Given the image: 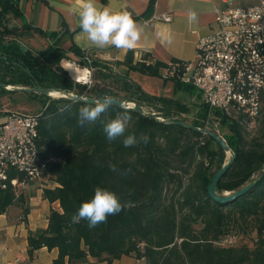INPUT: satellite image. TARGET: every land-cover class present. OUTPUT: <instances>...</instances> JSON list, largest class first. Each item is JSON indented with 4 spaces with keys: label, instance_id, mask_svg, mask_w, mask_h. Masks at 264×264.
<instances>
[{
    "label": "trees",
    "instance_id": "1",
    "mask_svg": "<svg viewBox=\"0 0 264 264\" xmlns=\"http://www.w3.org/2000/svg\"><path fill=\"white\" fill-rule=\"evenodd\" d=\"M153 4L150 0L144 17L149 16ZM7 14L18 15L14 2L0 0V83L72 93L81 87L92 98L107 96L156 104L159 111L166 110L165 116L188 112L177 100L145 95L129 77L130 72L161 76L169 62L154 61L147 54L135 60L134 52L128 50L123 60L114 62L123 67V73L117 74L112 63L91 54L87 64L84 51L73 46L69 54L56 43L27 49L15 41L21 31L2 23ZM65 61L88 66L93 71L91 84L72 80L60 65ZM169 79L175 91H193L192 86L174 77ZM41 102L37 140L46 162L43 173L49 175L53 186L43 189V197L58 201L61 211L52 209L47 227L28 235L30 254L41 247L57 248L53 264L80 263L87 256L107 264L121 256L146 264H264V95L253 118L240 112L232 116L219 110L212 112L213 119L226 130L221 136L234 154L217 181V194L229 192L231 196L251 184L223 202L208 196V186L231 157L225 161L224 150L210 136L115 105L95 123L80 127L79 109L93 107L94 103L62 96ZM125 111L131 120L124 136L108 141L104 125ZM206 114L207 107L202 103V119ZM128 135L136 136L135 146H124ZM142 135L149 137L147 143L140 140ZM111 165L117 170L113 171ZM13 176L10 172L9 179ZM9 179L5 188H0V212L20 198ZM96 187L114 192L122 210L95 228H89L87 220L73 223L72 217L83 202L92 199ZM229 236L250 238L252 244L244 240L219 244Z\"/></svg>",
    "mask_w": 264,
    "mask_h": 264
},
{
    "label": "crops",
    "instance_id": "2",
    "mask_svg": "<svg viewBox=\"0 0 264 264\" xmlns=\"http://www.w3.org/2000/svg\"><path fill=\"white\" fill-rule=\"evenodd\" d=\"M258 0H154L148 17L150 0H96L97 7H108L113 12H128L141 28V37L134 49V59L147 54L152 60L165 63L171 60H194L199 38L216 29L215 9L240 8L253 5ZM18 15H12L8 28H18L22 36L30 40L33 49L48 44L56 45L71 53L72 46L88 51L102 60H123L127 49L114 46L103 48L87 40L79 25L78 0H13ZM196 13V20L189 21L188 14ZM168 14V22L151 16ZM26 26V29H23ZM130 79L145 95L177 100L179 91L174 90L171 80L162 76H149L130 72ZM53 187L39 181H31L19 188L17 198L5 211L0 212V264H53L57 248L41 247L28 252L27 237L38 229H45L52 209L61 211L58 201L50 202L43 197V189ZM67 259L65 258V261ZM69 264V263H66ZM71 264H107L87 256L84 262ZM110 264H146L128 256L114 259Z\"/></svg>",
    "mask_w": 264,
    "mask_h": 264
},
{
    "label": "built area",
    "instance_id": "3",
    "mask_svg": "<svg viewBox=\"0 0 264 264\" xmlns=\"http://www.w3.org/2000/svg\"><path fill=\"white\" fill-rule=\"evenodd\" d=\"M152 19L168 22L171 16L162 14L149 20ZM215 22L216 29L198 39L195 59L169 62L161 76L174 77L193 87L207 107L205 121L212 117L214 110L226 116L240 112L253 118L264 95V0L247 7L216 8ZM83 59L90 64L87 50ZM73 63L86 69L85 81L89 80L90 68ZM74 81L86 86L91 84ZM38 123L37 113L0 112V188H5L10 172L14 173L9 183L15 194L31 181L50 184L49 175L43 173L46 162L38 145ZM232 242L233 236H229L219 244Z\"/></svg>",
    "mask_w": 264,
    "mask_h": 264
},
{
    "label": "clouds",
    "instance_id": "4",
    "mask_svg": "<svg viewBox=\"0 0 264 264\" xmlns=\"http://www.w3.org/2000/svg\"><path fill=\"white\" fill-rule=\"evenodd\" d=\"M79 2V25L82 32L86 34L87 40L93 45L103 48L114 46L117 49H134L141 37V28L128 12H113L108 7H97L96 0H78ZM189 21L196 20V13L188 14ZM65 69L75 72V80L80 78L82 69L71 63ZM90 84L91 80L85 81ZM111 97H104L103 100H96L93 107H82L79 109L78 124L83 127L86 123H95L101 115L113 104ZM131 116L127 111L117 116L104 125L103 131L108 141L124 136ZM140 140L147 143L149 137L142 135ZM134 135L124 138L125 147H132L137 144ZM116 171V166H110ZM122 210V204L118 196L107 189L96 187L91 200L83 202L77 214L72 217L73 223L87 220L89 228H95L101 223H106L110 215H116Z\"/></svg>",
    "mask_w": 264,
    "mask_h": 264
},
{
    "label": "rangeland",
    "instance_id": "5",
    "mask_svg": "<svg viewBox=\"0 0 264 264\" xmlns=\"http://www.w3.org/2000/svg\"><path fill=\"white\" fill-rule=\"evenodd\" d=\"M1 21L3 24H9V25L12 24L11 22L12 15L11 14L5 15L1 19ZM22 35L23 34L20 33L18 36H16L15 41L18 42L24 48L33 49V46L31 45L30 40H28L26 36L23 37ZM140 57L137 60H140ZM143 60L146 63L149 62V58H144ZM106 61L114 65L113 68L117 74L123 73V67L116 66L114 64V62L118 60L111 59V60H106ZM60 65L62 66L63 69H65V66L62 62ZM163 71L164 69L161 70V75ZM67 74L72 80H74L73 77L69 75L68 72ZM88 79H90L91 81L94 80L93 71L91 69H90V73H88ZM168 80L170 79L168 78ZM73 93L85 95V89L81 87L75 88ZM120 94L123 95L122 92ZM60 95L62 94L60 93ZM49 97L57 98L59 97V95L52 96L50 94ZM176 97H177L178 102L182 103L188 108V112L186 113L174 112V113H170L169 116H165L164 114H166V110L163 109L162 111H159V106L156 104H149L146 102H142V103L132 102V103L140 105L145 114L157 115L158 117H160L161 119L165 121H167L168 119H172L175 121L187 123L189 125L201 124L203 128L212 130L213 132H216L219 136L225 133L226 130L224 129V127H222V125H220L216 120H214L213 116L210 117L207 121H205V119H202V117L200 116V110L202 107L201 96L197 97L195 90L193 91L179 90ZM45 98H47V96L36 94V93H28L23 90H6L3 88H0V112L7 111V110H13V111L24 112V113H37L42 108L41 101H43ZM121 101H124V100H121ZM124 102H129V101H124ZM229 158H230V153L226 152L225 161H227ZM196 227H199V224H197ZM240 240L246 241L249 245L252 244L251 239L245 238V237L244 239H240L239 237H235V238L233 237V242L231 244H236Z\"/></svg>",
    "mask_w": 264,
    "mask_h": 264
},
{
    "label": "water",
    "instance_id": "6",
    "mask_svg": "<svg viewBox=\"0 0 264 264\" xmlns=\"http://www.w3.org/2000/svg\"><path fill=\"white\" fill-rule=\"evenodd\" d=\"M0 88L6 89V90H23V91L28 92V93L41 94V95H45L47 97H49V95L52 91H57V92L63 94L62 97H66L68 99H71L72 101H83V102H89V103H94L96 100H103L104 99V98H92V97H88V96L83 95V94H74L72 92H66L62 89L41 88V87H30V88L19 87V88L9 89V88H7L6 84H4V83H0ZM113 101L114 102L112 105H115V106H118L121 108H125V109H129V110L134 111L140 115H149L158 121L178 123L180 125L190 127L194 130H197V131L201 132L202 134H206V135L210 136L224 150L225 153L229 152L231 158L216 172V174L213 176L211 182L209 183L208 196L211 199L215 200L216 202H223L226 200H230L231 198L237 196L241 192L248 189L249 186L251 185V184H248L241 191H239V192H237L231 196L228 195L229 192H224L223 195L217 194V192H216L217 181L219 180V178L222 176L224 171L227 169V167L232 162V160L234 158V154L231 151V149L229 148V146L226 144L225 140L221 136H219L216 132H213L212 130H209L207 128L196 127V126L189 125L187 123H183V122H179V121H165L163 119L159 120V119H157L156 115H154V114H145L144 111L142 110L141 106L138 104H135L133 107H129L127 105L128 102H124V101L117 100V99H113Z\"/></svg>",
    "mask_w": 264,
    "mask_h": 264
},
{
    "label": "bare ground",
    "instance_id": "7",
    "mask_svg": "<svg viewBox=\"0 0 264 264\" xmlns=\"http://www.w3.org/2000/svg\"><path fill=\"white\" fill-rule=\"evenodd\" d=\"M63 64H64V66H65V68L67 67V64L68 63H71V64H73V65H75L73 62H70V61H65V62H62ZM80 68V67H79ZM80 69H82V72H81V74H80V78L79 79H76V81H80V82H84L85 81V79L87 78V71H86V69H84V68H80ZM67 70V72L69 73V75H71L72 77H73V79L75 80V72L74 71H72V70H68V69H66ZM52 96H55V95H59V97L60 96H62V95H60V93L59 92H55V91H52L51 93H50ZM127 105L129 106V107H133V105L132 104H130L129 102L127 103ZM156 117H157V119H159V120H162L160 117H158L157 115H156Z\"/></svg>",
    "mask_w": 264,
    "mask_h": 264
}]
</instances>
